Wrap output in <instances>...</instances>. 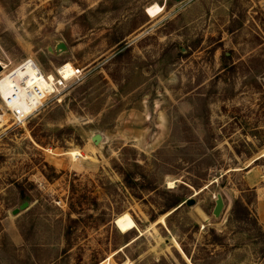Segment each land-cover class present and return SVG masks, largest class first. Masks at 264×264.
<instances>
[{"label":"rangeland","instance_id":"374dc122","mask_svg":"<svg viewBox=\"0 0 264 264\" xmlns=\"http://www.w3.org/2000/svg\"><path fill=\"white\" fill-rule=\"evenodd\" d=\"M25 58L79 73L23 125L0 100V264H264V0H0Z\"/></svg>","mask_w":264,"mask_h":264},{"label":"built area","instance_id":"2783aa9c","mask_svg":"<svg viewBox=\"0 0 264 264\" xmlns=\"http://www.w3.org/2000/svg\"><path fill=\"white\" fill-rule=\"evenodd\" d=\"M64 65L65 63L60 66ZM1 67L3 69L2 65ZM53 71L52 74H54L56 80L53 84L54 90L51 92L48 91L46 85L42 84V80L48 78L47 73L43 74L35 60L31 58L22 59L13 67L5 68L0 74V100L9 112V118L13 125H23L49 99L60 93L59 88L64 86L62 82L73 80L77 77L76 74L79 73L78 71L70 79L65 80L59 75L55 67Z\"/></svg>","mask_w":264,"mask_h":264},{"label":"bare ground","instance_id":"6f19581e","mask_svg":"<svg viewBox=\"0 0 264 264\" xmlns=\"http://www.w3.org/2000/svg\"><path fill=\"white\" fill-rule=\"evenodd\" d=\"M161 12H162V6H160L156 3L151 4L145 8V13L149 17H155L158 14H160ZM0 64L3 66V69H2V71H0V74L3 72V70L5 68L13 67V66H10L9 64H5L1 61H0ZM56 69L58 70L59 75H61V77H63L65 80L71 78L76 73V70L74 69V67L71 65L70 62H66V64L64 66H58ZM47 76H48V78L46 80L43 79V77H42L43 80L42 79L41 80H42V84L46 85L48 87V91L51 92L54 90L53 84L55 83L56 78L54 77V74H52V73H47ZM34 77H35V75H34ZM0 99H1V96H0ZM66 153L71 156L72 162H76L78 160V157L81 156V154L79 152L74 151V150L68 151ZM261 157H264V153L261 154ZM162 216L159 218V221H161V222H163ZM109 258H107V260ZM123 264H128V263H123Z\"/></svg>","mask_w":264,"mask_h":264},{"label":"trees","instance_id":"16d2710c","mask_svg":"<svg viewBox=\"0 0 264 264\" xmlns=\"http://www.w3.org/2000/svg\"><path fill=\"white\" fill-rule=\"evenodd\" d=\"M118 172H119V174L121 175L122 180H123L125 186L128 187L129 189L134 188L135 186L138 185V182H137L136 180H134V173L130 171V167H128V165L123 166V167L119 166V170H118ZM142 189H147V188L144 187V188H142ZM183 204H184V199H183V198L181 199V198H178V197H177L176 200H174L171 204H169V205L165 208V210L160 211L159 214L165 212L166 210H170L171 208H176V209H178V207L182 206ZM236 204H237L238 206H241V205H242L244 211H245L247 214L249 213V210H248L247 206L244 205L242 202L239 201V202H236ZM178 205H179V206H178ZM177 206H178V207H177ZM176 209H175V210H176ZM184 251H185V253H187L186 250H184ZM187 254H188V253H187Z\"/></svg>","mask_w":264,"mask_h":264},{"label":"water","instance_id":"95a60500","mask_svg":"<svg viewBox=\"0 0 264 264\" xmlns=\"http://www.w3.org/2000/svg\"><path fill=\"white\" fill-rule=\"evenodd\" d=\"M48 50L52 51V48H48ZM54 50L56 52H59V51L60 52H64V51H66V46H65V44L63 42H58L55 45ZM1 70H2V67L0 65V71ZM92 140L94 141V143L98 144V142H100V140H101V136L99 134H96V135H94L92 137ZM184 203L190 205V204H192V200L188 199V200L184 201ZM223 206H224V204H223L222 196L220 194H217L216 195V200H215V205H214V208H213V211H212V213H213V215L215 217H218L221 214V212L223 210ZM26 207H27V203L24 202L19 208H15L12 211V214H16L19 211V209H24ZM114 222H115V220H114Z\"/></svg>","mask_w":264,"mask_h":264}]
</instances>
